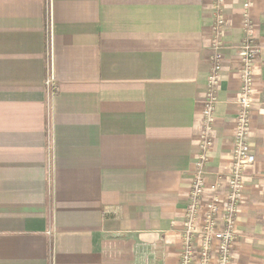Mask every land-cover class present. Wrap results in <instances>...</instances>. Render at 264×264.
<instances>
[{
    "label": "crops",
    "instance_id": "1",
    "mask_svg": "<svg viewBox=\"0 0 264 264\" xmlns=\"http://www.w3.org/2000/svg\"><path fill=\"white\" fill-rule=\"evenodd\" d=\"M212 3L0 0V264H180ZM225 14L209 185L231 171L239 112L243 0ZM250 14L257 164L234 264L264 262V0Z\"/></svg>",
    "mask_w": 264,
    "mask_h": 264
},
{
    "label": "built area",
    "instance_id": "2",
    "mask_svg": "<svg viewBox=\"0 0 264 264\" xmlns=\"http://www.w3.org/2000/svg\"><path fill=\"white\" fill-rule=\"evenodd\" d=\"M226 2L227 0H213L212 3L214 22L209 57L210 72L207 93L201 109L199 154L194 164V177L184 214L180 264H234V249L238 241V215L246 201V173L257 164L251 136L254 122L255 71L262 55V48L256 44L255 28L250 14L254 0H243L245 39L237 48L238 61L241 65L239 73L241 86L232 166L229 175L209 185L207 166L214 146L215 114L222 83L223 54L227 48L224 39L227 22ZM45 87L50 98L58 94L59 87L53 77L46 79ZM209 187L212 194L207 199L205 196ZM147 264L155 263L147 257Z\"/></svg>",
    "mask_w": 264,
    "mask_h": 264
}]
</instances>
